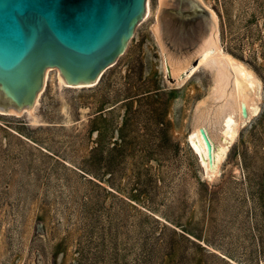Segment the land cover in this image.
<instances>
[{
    "label": "rangeland",
    "instance_id": "374dc122",
    "mask_svg": "<svg viewBox=\"0 0 264 264\" xmlns=\"http://www.w3.org/2000/svg\"><path fill=\"white\" fill-rule=\"evenodd\" d=\"M200 1L262 81L264 0ZM150 2L97 85H60L52 68L37 105L0 108V264H264V83L211 187L189 138L215 68L170 83Z\"/></svg>",
    "mask_w": 264,
    "mask_h": 264
},
{
    "label": "water",
    "instance_id": "95a60500",
    "mask_svg": "<svg viewBox=\"0 0 264 264\" xmlns=\"http://www.w3.org/2000/svg\"><path fill=\"white\" fill-rule=\"evenodd\" d=\"M153 28L171 84L212 64V92L196 103L191 145L198 171L217 187L242 128L261 105L259 79L219 52L217 23L200 0H159ZM148 0H0V108L36 105L48 70L70 87H89L124 53L148 15ZM8 112V111H7Z\"/></svg>",
    "mask_w": 264,
    "mask_h": 264
},
{
    "label": "bare ground",
    "instance_id": "6f19581e",
    "mask_svg": "<svg viewBox=\"0 0 264 264\" xmlns=\"http://www.w3.org/2000/svg\"><path fill=\"white\" fill-rule=\"evenodd\" d=\"M151 2H150V0H148V7H149V11H148V15H147V18L149 17V15H150V13H151V4H150ZM211 10V12L214 14V16H215V18H216V23H217V16H216V14H215V11H213L212 9H210ZM146 19V18H145ZM158 24V23H157ZM156 24V25H157ZM217 46H218V49H219V52L220 53H222V54H224V55H226V56H228V57H231V58H234V59H236L235 57H233L229 52H226L222 47H221V45H220V41H219V31H218V27H217ZM238 60V59H237ZM241 61V60H240ZM242 62V61H241ZM244 63V62H243ZM245 64V63H244ZM246 65V64H245ZM113 66V65H112ZM202 66H205V67H210V68H214V66L212 65V64H203V65H200V66H198L196 69H195V71L184 81V82H186L187 80H189L190 78H192L197 72H198V70H199V68H201ZM248 66V65H247ZM165 67V66H164ZM248 68L254 73V75L256 76V74H255V72L248 66ZM165 69V68H164ZM52 71H54V69H50V70H48L47 71V73H46V77H45V83L44 84H46L47 82H48V80H49V76H50V73L52 72ZM166 71V70H165ZM105 73V72H104ZM104 73L102 74V76L104 75ZM102 76L100 77V79L98 80V82L96 83V84H94V85H92V86H89V87H93V86H95V85H97L100 81H101V79H102ZM215 76H216V72H215ZM257 77V76H256ZM258 78V77H257ZM259 79V82H260V86H261V96H262V81L260 80V78H258ZM183 82V83H184ZM215 82H216V77H215ZM215 82H214V85L212 86L213 87V89H214V86H215ZM183 83L182 84H180V85H177V86H181V85H183ZM59 84L61 85V84H63L60 80H59ZM73 88H84V87H73ZM41 94H42V92H41ZM41 94L39 95V97H38V99H37V102H36V105L39 103V98H40V96H41ZM34 108V107H33ZM113 108H111L110 110H112ZM260 111H261V109L259 108V110H258V112L256 113V115H254L253 117H255V116H258L259 114H260ZM12 113H15L14 111H11ZM252 117V118H253ZM251 118V119H252ZM250 119V120H251ZM249 120V121H250ZM189 144L191 145V135H190V138H189ZM191 148H192V145H191Z\"/></svg>",
    "mask_w": 264,
    "mask_h": 264
},
{
    "label": "trees",
    "instance_id": "16d2710c",
    "mask_svg": "<svg viewBox=\"0 0 264 264\" xmlns=\"http://www.w3.org/2000/svg\"><path fill=\"white\" fill-rule=\"evenodd\" d=\"M262 45H261V48H262V55H263V57H264V36H263V38L261 39V42H260ZM262 81H263V83H264V78L262 77ZM253 202H254V200H253ZM255 207V206H254ZM253 207V208H254ZM255 211H256V209L254 208V210L252 211V214H254L255 213Z\"/></svg>",
    "mask_w": 264,
    "mask_h": 264
}]
</instances>
